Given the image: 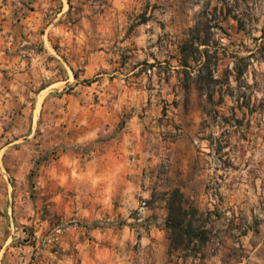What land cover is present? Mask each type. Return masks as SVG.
<instances>
[{"label":"rangeland","instance_id":"374dc122","mask_svg":"<svg viewBox=\"0 0 264 264\" xmlns=\"http://www.w3.org/2000/svg\"><path fill=\"white\" fill-rule=\"evenodd\" d=\"M75 8L0 0V34L21 22L18 53L34 59L26 81L8 71L26 103L0 115V264H264V0ZM94 17L110 24L80 23ZM90 31L112 77L67 74ZM132 130L145 166H84Z\"/></svg>","mask_w":264,"mask_h":264},{"label":"crops","instance_id":"0c3cea01","mask_svg":"<svg viewBox=\"0 0 264 264\" xmlns=\"http://www.w3.org/2000/svg\"><path fill=\"white\" fill-rule=\"evenodd\" d=\"M61 1L63 3V10H65L66 7H68V9L75 10V7L77 6L79 7L78 9L83 10L82 14H91L98 6L102 5V8H105L107 4H111L114 0H76L75 2H68L67 0ZM115 2H118V0H115ZM74 3L76 5L75 7ZM80 23L86 27L110 24L109 20L103 18L97 19L96 17L87 19L83 18ZM19 25H21V22L18 21L10 23V25L6 26V29L0 34V68L3 69H0V104L4 103L6 106V108H1L0 106V115L3 113V115H7L8 118L11 116L15 117L14 107L17 101H19V103L21 101H23L22 103L24 104L26 103V98L23 96V93H21L25 90V84L18 82L17 79L9 78L7 75L11 73L8 71L13 68H18L19 72H21L19 77H24L23 79L26 81L27 76L32 72L33 68V65L30 62L34 60L27 58L25 54L18 53L17 49L20 46L32 43L30 40L32 35L27 36V34H25L24 36L22 34H17ZM24 31L27 32L25 28ZM72 39L76 45H74L72 50V56L74 59L72 64L73 68L66 66L69 70L67 72L68 75H70V72L72 73L75 69L77 70V65L80 67L81 63H84L86 64L84 67L86 71L83 73L82 78H87L89 75L96 74L100 71L103 73L99 76L109 75L112 77L113 74L109 73L112 70V65L107 62V59L110 58L112 54L107 48L103 51H98V46L96 45L99 42L98 39H102V36L98 37L90 31L88 35L79 34L77 36H73ZM104 42L106 43V38ZM70 79L71 77H69V79L62 80L59 83L70 82ZM112 84L113 81L108 77L101 79L100 81H96L91 84L89 92H97L98 89L100 91H106L111 88ZM74 90H76V88ZM64 96L63 100L73 102L72 95ZM90 107H94V109H90V115H97L103 111H106V113L109 112L107 102L103 106L94 103L90 105ZM98 108L100 109L98 110ZM91 134H88L87 136L85 135L83 138H88ZM83 138L81 137V139ZM142 139L141 134L136 130H132L128 133L123 132L120 134V138L118 140L116 139L114 145L106 146L105 148L94 151L90 161L84 166H114L116 169H113V171L116 173L129 170L133 172V166L146 165V153ZM97 177L102 178L101 174L97 175Z\"/></svg>","mask_w":264,"mask_h":264},{"label":"trees","instance_id":"16d2710c","mask_svg":"<svg viewBox=\"0 0 264 264\" xmlns=\"http://www.w3.org/2000/svg\"><path fill=\"white\" fill-rule=\"evenodd\" d=\"M264 34V32H263ZM178 210L181 211L182 210V206H179L178 208H175V203L172 202L170 205V215H169V219H168V226L170 228L171 231L176 232L180 231V225L182 224L181 221L177 220V218H175L174 216V212Z\"/></svg>","mask_w":264,"mask_h":264}]
</instances>
